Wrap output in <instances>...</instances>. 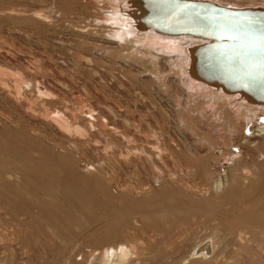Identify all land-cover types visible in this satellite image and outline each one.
Masks as SVG:
<instances>
[{
  "label": "rangeland",
  "instance_id": "rangeland-1",
  "mask_svg": "<svg viewBox=\"0 0 264 264\" xmlns=\"http://www.w3.org/2000/svg\"><path fill=\"white\" fill-rule=\"evenodd\" d=\"M229 1L245 4L262 0ZM88 3L89 0L87 3L86 0H0V75L2 76L0 79H4L5 84L7 82V88L10 87V90L17 91V100H22L21 103L27 102L31 109L46 103L44 109H47L48 113L46 110L44 112V109L40 110L43 119L50 120L54 116L57 118V112L60 114L64 112L70 123L74 125L72 128L74 132L72 130L68 132L69 137L81 138L87 146L93 142L90 145H94L93 149L98 153V155L94 154L93 150L91 152L94 155L88 152L87 155L90 156L85 157L89 160L92 158L90 162L95 163L93 166L76 171V168H72L70 164L68 167H63L65 169L62 170L61 175L59 174L62 179L60 182L62 185L58 187L59 199L61 202L67 200L68 206L65 209L70 217L64 221L68 228L63 225L59 227L47 221L48 224L54 225L53 231L50 229V232L55 234L53 241L55 244L50 245L51 251L48 253L42 250L46 255V264H98L100 254L94 252L96 249L100 251L103 244L104 246L109 245L108 241H104L102 245L99 242L107 236L111 226L122 229L121 241L127 243L136 253L132 258L133 264L136 262V264H182L192 247L203 238L214 232L216 237L225 238L227 236L221 223L218 220L215 221L212 214L219 210L215 205L220 203L221 197L225 194L224 192L227 193L226 189L230 185L228 188L225 186L226 189H222L224 191L216 193L210 181L196 180L193 182V178L186 176L184 169L190 166L193 168L194 164L187 162L183 157H180L179 161L178 152L182 153L186 149L194 153L200 147L201 149H198L205 151L210 161L214 159L213 161L217 162L218 159L217 173L224 179L227 175L231 176L230 170L238 159L239 165L237 163L235 167H240L238 172L242 184L246 187L247 182L256 183L264 178V148L261 150L250 148V150H245V156L244 154L239 156V147L232 146L230 150L223 151L226 156L224 153L221 156L222 151L220 149L217 151V148L220 144L228 142L229 136L223 127H219L214 107L205 105L204 113L197 114L199 117L195 114L197 112L189 113L190 109L195 110L198 106V101L193 100H199L200 95L189 91L191 94H196H193L196 98L190 96L191 99L190 94L178 84L172 72H169L170 62L161 60L163 57L167 60L170 58L175 60L177 56L167 54L166 56L163 53L159 55L160 53L156 51L152 52L159 55L160 61H164L161 69L165 72H163L165 78H162V84L159 86L160 82L152 78L153 75L151 76L149 72L144 73V68L138 67L135 71L133 68L136 66L122 61L119 54L114 51V47L107 50L108 44H103L104 41H100L99 35L100 37L107 36L111 27L105 23H99L98 20L94 23V20L101 18L102 14L99 13V9L97 13L95 9L97 6L94 7L91 2V4ZM97 35L98 38H96ZM83 42L90 43L91 46H88L90 49L79 50L78 45L80 46ZM115 48L122 53L125 51L119 47ZM34 75L38 79L35 80ZM25 76H28L29 80L33 78L35 84L27 83L28 77ZM30 84L34 85V89ZM144 84L147 86L144 87ZM36 86H39L37 88L42 93L38 92ZM210 109L214 111L213 114ZM188 114L189 120H193V125L188 122L186 116ZM57 119L62 121L63 118ZM124 119H128L130 124L125 123ZM185 122L188 124H184ZM184 125L191 128L190 133ZM76 126L81 129H77ZM139 128L142 133L139 132ZM119 131L122 132L121 134L125 132V136L129 138L122 141V135L117 136L120 134ZM0 133L7 134L1 120ZM89 133L93 136H89ZM84 135L88 137L87 140L90 143L86 141ZM130 136H133L131 137L133 140ZM247 136L250 139L252 135ZM141 137L146 138H142L143 141H147H141ZM126 139H130L129 143ZM46 146L44 145L43 148L48 147ZM38 147L41 149V144ZM145 147L148 150L144 151ZM151 148L153 150L150 151ZM130 149L134 150L129 152ZM141 149L143 150L140 151ZM216 151L225 158L221 159ZM148 154L150 157L157 155L156 158L153 157L150 162L148 161L150 165L144 158ZM176 155L177 157L174 158ZM152 160L155 163H152ZM212 162L211 164L215 163ZM151 163L153 165L157 163L155 166L159 169ZM183 164L188 165L183 166ZM156 171L162 177L157 176ZM68 175L72 176L65 179ZM105 177H110L112 180H104ZM146 177L149 179L146 180ZM13 180L18 181V177H14ZM190 182L197 183L194 184L199 188L194 189L196 192L187 189ZM191 202L194 203L195 208L193 209H191L193 207ZM211 204L214 207H212L214 210L211 209L212 214L209 210ZM207 205L209 208L206 207ZM198 207L200 209L205 207L209 211L207 210L206 214L207 211L203 213L206 209H199L201 211L199 212ZM175 222L177 225L173 226ZM179 230H184V232L181 234ZM247 237L250 241L246 254L248 258L244 257L238 261L233 257L235 263L231 260L227 262L228 264H247L249 258L253 262L264 264V258L254 256L255 252L252 247L253 243H257L256 241L264 240V232L255 231ZM50 243L52 242H48ZM2 246L3 244L0 245V264H6L8 258L11 257V250L9 246L6 248ZM14 249L17 254L15 259L12 258L11 264L26 262V256L22 255L18 247ZM7 264H10V261Z\"/></svg>",
  "mask_w": 264,
  "mask_h": 264
},
{
  "label": "bare ground",
  "instance_id": "bare-ground-1",
  "mask_svg": "<svg viewBox=\"0 0 264 264\" xmlns=\"http://www.w3.org/2000/svg\"><path fill=\"white\" fill-rule=\"evenodd\" d=\"M156 1L158 0H91V1L89 0V3L90 2L93 3L92 5L94 7L95 6L98 7V8L95 7L97 13L99 9L100 11L99 13L102 14V16L99 14L101 18L99 17L98 19L95 20L93 19L94 23H96L95 21L98 20L99 23H103V24L105 23V25L107 24L108 26L111 27L110 28L111 30L109 31L107 36L104 35L103 37H100L99 35L100 41L103 40L104 41L103 44L104 43H106V45L108 44L107 50H111V48L114 47V51H116L119 54V58H121L122 61L124 60L128 65L132 64L133 66H136L135 68H133L135 69V71L137 70L136 68L138 67L144 68L145 69L144 73L149 72L151 76L153 75L152 78L160 82L159 86L160 84H162L161 81L162 78H165L163 77L164 71H162L161 69V65L164 63V61H160L159 55L163 53V55L167 54L171 56H177V59L175 60L172 58H170V60L169 59L167 60L164 57L161 58V60H165L167 63L170 62L169 66H171V68H169L170 69L169 72H172L173 76L176 77L178 84L181 85L182 88H184V90L190 94L189 95L186 93L187 95H189V97L190 96L194 97L193 94L195 93L200 95L199 100L195 99L196 97H194L195 100L193 101H198L197 102L198 106H196L195 110L190 109L189 113L197 112L195 113L196 115L197 114L201 115L204 113L203 110L205 105H211L214 107L216 113L215 116L216 115L218 116L217 120L219 123V127H223L228 132L227 135L231 138L230 139L228 137L229 139L228 142L225 139L226 142L224 141L225 142L224 144H220V145L218 144L219 145L218 148L217 146L215 147L217 148V151L218 149L222 151L220 154L221 156H223L222 154L226 150L227 151L228 149L230 150L232 146L239 147L240 150L239 156H242L243 154L245 156L246 154L244 153L245 150H250V148L254 150H257L258 148L261 150V148H264V142H263L264 100L259 99L258 97L247 91L233 89L228 85H226L223 81L213 80L212 78L206 77L205 75L201 74L200 72L201 69L198 70L199 68L198 66L200 65L199 58L202 54L203 48L208 43H211V40L196 35L169 34L160 30L159 28L155 29L151 23L154 22L153 21L155 19L154 13L156 12V10L155 8H153L155 7V4L154 3L152 4L151 2H156ZM184 1L207 2V3L215 4L220 7H226L237 11H245V10L264 11V0L258 2L252 1L249 3L246 2L245 4L239 2H232L229 0L228 1L227 0H184ZM87 2L88 0H86V3ZM76 36L78 35L76 34ZM96 38H98V35ZM81 39H83V37ZM100 41L97 40V42ZM94 42H96V39ZM89 45L91 46L90 43L88 44V42L87 43L83 42L80 43V46L78 45V48L79 50L90 49L88 48ZM115 47H119L120 49L125 50L124 53L118 51V49H116ZM131 49H133L132 52H130ZM153 51H156L157 53L160 54L157 56V54L152 53ZM139 54L140 56H138ZM26 75H28V73H26ZM167 76L169 77V74H167ZM0 77L2 76L0 75ZM33 77L35 78L36 76L34 75ZM36 79L38 78H35V80ZM28 80L29 77L26 80L27 83L28 82H30L31 84L34 83L33 78L32 80L30 79L31 81ZM37 81L39 82V80ZM23 83L27 84L26 82ZM6 84L4 79H0V120L2 121L3 127L4 129H6L7 132L6 135L0 133V245L3 244L2 248L3 247L6 248L9 246L11 250V255L10 254L9 255L11 257L8 258V262L10 261V264L12 258L15 259L17 254L16 253L17 248L14 249V247H18L22 255L26 256L27 261L23 262V264H30L29 262H31V264H46L47 259L43 251L46 250L47 253L50 252L51 251L50 245L55 244L53 242L55 240V234L50 232V229L53 231L54 225L48 224V222L55 223L59 227L62 225L64 227H67L65 226L64 221L66 218L70 217L67 214L68 212L67 209H65V207L68 206L67 200L61 202V199H59L58 187L62 185L60 184L62 179L59 177V174L61 175L62 170L65 169L63 167H68L70 164L72 168H76V171H80L81 169L83 170V168H88L89 166H93L95 163L90 162L92 158H90L89 160L88 158L85 157L90 156L87 155V153L88 152L92 153L91 151L93 150H94L93 152L94 154L98 155V153L95 152V149H93L94 145H90L93 142L90 143L87 140L88 137L85 136L86 135L85 133H84L85 134L84 136L86 137L85 139L90 143L88 144V146L86 145V142L82 141L83 139L81 140V138L72 139L71 137H69L70 135L68 134V132H71L74 125L70 123L68 117L64 115V112L63 114H60V112H57L56 114L58 115L57 118L60 119L63 118L62 121H59V119H57L54 115H53L54 117H52L50 120L48 119L45 120L41 117L40 110L46 107V106L44 107L46 103L41 105L39 104V106H35V107L31 106L33 107L31 109L27 102L21 103L22 98H20L21 101L17 100L16 99L17 91L14 92L12 91L13 89L10 90L9 89L10 87L7 88ZM146 86L147 85L144 84V87ZM33 87L34 85L33 86L31 85V88ZM37 87L39 86H36L35 88ZM37 89L38 92H41L39 91V88ZM189 91L195 93L191 94ZM36 101H38V99L35 100V104ZM45 110L47 111V109H44V112ZM205 111H207V109ZM211 111L213 114L214 111L213 110ZM65 114H67V112H65ZM186 116L188 118L189 124L191 123L193 125V120H189L190 119L189 114ZM125 121H126L125 123L130 124V121L128 119ZM140 122L142 123V121ZM140 122L139 125L141 126ZM184 124H188V123L185 122ZM184 126H186L188 132L190 133L191 128L188 127V125H184ZM78 128L80 127H77V129ZM111 131L114 132V130ZM139 132H141V130ZM91 133H89L90 134L89 136L92 135ZM121 133L122 132H120V134L117 136L122 135V138L120 137L122 141H124L125 138H129L125 136L126 135L125 132H123V134ZM10 135H12L13 137ZM247 135H252V136L249 139ZM131 137L133 136H130V138ZM142 138L143 137H141V141H143ZM190 139L191 138H189V140ZM244 139L248 141H243ZM127 140L128 139H126V141ZM131 140L133 139L131 138ZM25 141H27V143ZM40 144L42 146L41 149H39L40 147L37 148V146H40ZM148 144L151 143L148 142ZM44 145L45 146L47 145L48 147L46 146L47 148L45 147L43 148ZM185 147H182V149L183 148L185 149ZM198 148L194 151V153H192L189 150H187L189 151L187 152L186 149L182 153L178 152L179 155L177 159L180 161L181 160L180 157H183L187 162H191L194 164L193 168L190 166V168L188 167L184 169L185 171L184 173H186V176L193 178V182L196 180L208 181V182L210 181L212 182L213 188L215 187L214 189H216L215 190L216 193H219L222 189L225 188V186H227L226 188H228V186L230 185L228 188L229 191L228 189L225 188L227 193L224 192L225 194H223V196L221 197L219 201L220 203L219 204L217 203L215 205V207L217 206V208L219 209L218 211H214V213L212 214L213 212L212 210H214L212 204L210 205L211 208H209L208 205L206 206L209 208V210L212 209L211 214L213 219L215 221L218 220V222L221 223L223 231L229 237L228 238L227 236L225 238L216 237L214 232V234L203 238L195 246L192 247L188 255L185 256V258L183 259L182 264H228L227 262L231 260L232 262L235 263V260H233L234 258L237 259L238 261H241L244 257L248 258L246 254L248 252V246L250 241L247 235L254 234L255 231L264 232V178H262L260 181L258 180L256 183L247 182L248 185L246 184L245 187L244 186L245 184L244 185L242 184L241 177L238 172L240 167L239 166L235 167V165H237L238 163V159H237V161L233 163L234 167H232L231 170L229 169L231 171V176L227 175L228 177L225 176L224 179L223 176L220 177V174L217 173L219 167V166L217 167L218 159L217 162L213 161L214 159L212 160L213 162L210 161L207 155L204 153L205 151L204 152L203 150L200 151ZM143 149L144 151L148 150L146 149V147ZM143 149H141L140 151H142ZM133 150L130 149L129 152ZM151 150H153V148H151L150 151ZM217 151L216 154L218 153ZM145 156L144 158L147 159L146 162L150 165L149 162L151 161V159H153L154 156L152 157L149 156L150 160H148L149 157L147 155ZM156 156L154 158H156ZM224 156H226L225 153ZM176 157L177 155L174 156V158ZM222 158L225 157H221V159ZM211 162L212 163L215 162V163L211 164ZM152 163L155 162L153 161ZM74 164L76 166H74ZM156 164L154 165L152 164V165L155 166ZM180 165L182 164L180 163ZM186 165L183 164V166ZM155 167L157 168L158 166ZM155 173H157V171ZM159 175L157 173V176ZM69 176L72 175H68L66 176V178L65 176H62V178L67 179ZM14 177H18V181L14 182L13 180ZM160 177L162 176L160 175ZM148 179L149 178H147L146 180ZM104 180L110 181L112 179H110V177L107 178L105 177ZM228 182H230V184ZM190 184H192V182H190L187 185V189H189L190 191L191 190L193 191L194 189L198 188V186H194V184L192 185ZM194 191L196 192V190ZM200 203L202 202L200 201ZM249 203H251L250 206ZM191 204L193 205L194 203L191 202ZM193 208H195L194 205L191 209ZM199 209L200 208L198 207V210ZM203 209H200L203 210V213L204 211L208 210L205 207ZM200 210L199 212H201ZM194 211L196 210L194 209ZM208 211L205 213L207 214ZM212 217L210 221L212 220ZM165 221L163 223H165ZM175 224L176 222L172 225L176 226L177 224L176 225ZM162 229L163 227L161 228V230ZM175 229L177 228L175 227ZM181 232L183 233L184 230L183 231L181 230L180 233ZM122 234L123 231L122 229H120V227L111 226L107 236L99 242V244L102 245L101 243H103L104 241H108L109 245L104 246L103 244L102 245L103 247L101 246L102 248L100 251L96 249L94 252V253L98 252L97 254H100V259L98 264H133L134 261H132V258L136 253L133 252V250L127 243L121 241L122 239L120 237ZM48 242H52V243L48 244ZM256 242L257 243H253L252 245L255 252L254 256L256 258L257 257L264 258V240H259ZM54 261L55 260H53V262ZM8 262H6V264ZM14 262H16V260H14ZM247 264H261V263L253 262L251 258H249Z\"/></svg>",
  "mask_w": 264,
  "mask_h": 264
},
{
  "label": "water",
  "instance_id": "water-1",
  "mask_svg": "<svg viewBox=\"0 0 264 264\" xmlns=\"http://www.w3.org/2000/svg\"><path fill=\"white\" fill-rule=\"evenodd\" d=\"M155 29L210 39L198 70L264 100V11H237L199 1L158 0Z\"/></svg>",
  "mask_w": 264,
  "mask_h": 264
}]
</instances>
